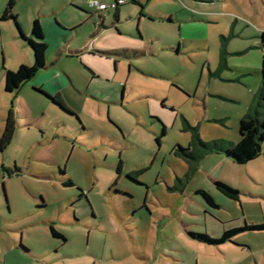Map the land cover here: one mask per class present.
I'll return each instance as SVG.
<instances>
[{
  "label": "rangeland",
  "instance_id": "374dc122",
  "mask_svg": "<svg viewBox=\"0 0 264 264\" xmlns=\"http://www.w3.org/2000/svg\"><path fill=\"white\" fill-rule=\"evenodd\" d=\"M50 1L13 0L19 28ZM71 1L80 5L69 2L53 15L80 19L71 44L133 46L136 53H84L46 68L66 85L61 96L75 116L25 83L15 96L3 89L4 68H15L23 54L12 40L25 41L12 19L0 20V128L7 107L14 121L0 150V263L264 264V229H241L217 244L187 233L216 238L264 220L263 152L244 163L208 153L188 173L193 161L173 151L187 145L191 127L203 140L233 142L238 119L252 113L260 92L264 115V0H139L141 17L124 1L116 29L92 36L94 0ZM95 1L107 5L104 23H113L111 0ZM68 74L93 95L77 93ZM131 170H138L133 178ZM213 176L236 198L217 190ZM198 187L216 206L194 193ZM50 224L64 239L51 235Z\"/></svg>",
  "mask_w": 264,
  "mask_h": 264
},
{
  "label": "trees",
  "instance_id": "16d2710c",
  "mask_svg": "<svg viewBox=\"0 0 264 264\" xmlns=\"http://www.w3.org/2000/svg\"><path fill=\"white\" fill-rule=\"evenodd\" d=\"M130 1L133 4L138 6V16H142L143 13V4L139 3L136 0H126ZM113 3V7H109L112 12V22L118 21L117 19V8L120 4L116 3V0H111ZM13 0H7L6 5L0 15L1 19H12L15 28L17 30L18 35L25 41L31 51L32 55V63L24 64L20 63L14 69H4L3 73V89L6 91H10L13 93V96L16 95L17 90L20 85L29 80L35 72L42 67L44 59L43 52L45 48V43L42 40V33L40 29L39 22L36 18H33L30 23V35L25 36L17 22L16 15L12 13L11 9L13 6ZM92 7V6H91ZM107 9H95L97 10L98 20L100 26H103L101 23V16L99 15L103 10ZM96 12V11H95ZM261 50L264 54V32L261 33ZM101 54L113 53L110 51H101L96 50ZM115 54H121L127 56L124 51H115ZM74 55V54H71ZM264 77V72H262L261 78ZM260 96L256 99L255 103L251 106L252 113H246L244 116L240 117L237 121V140L234 142L222 139V138H212L209 140H203L198 136V133L195 130V127H191L193 129L190 140L187 142L186 146H181L180 144H176L173 151L178 155L186 158L187 160L193 161V166H191L189 171H193L195 169L197 160L200 159L204 154L208 152H220L225 158L232 160L235 163H244L248 160H251L259 155L260 152L264 154V148H262V144L264 141V115L262 114V93L260 92ZM54 104L59 106L65 112L70 114H75L71 111L62 101L61 97L54 93L47 95ZM163 102V99H161ZM76 116V114H75ZM14 130V121L12 115V109L9 107L6 111V114L3 117V126L0 132V150L4 149L5 146L10 141ZM164 132V126L161 125L160 133ZM118 168V167H117ZM10 169L7 170V174L11 173ZM138 173V170H131L127 172V176L133 178ZM187 173V174H188ZM64 181V183H70L69 180ZM213 186L222 192L224 195L230 198H236V194L238 191L233 187L229 186L224 181L220 179H213ZM194 193L200 194L204 200L210 204L211 206H216L215 202L212 199V196L204 190L203 188H195ZM81 194V192H80ZM241 229H264V220H261L258 223H245L240 227H231L228 229H224L221 231L220 235L216 238H210L206 233H199L195 231H187L188 235L191 238L196 240L203 241L208 244H217L224 240H228L231 235ZM49 231L51 235L58 236L64 239V236L57 231L51 224L49 225Z\"/></svg>",
  "mask_w": 264,
  "mask_h": 264
},
{
  "label": "crops",
  "instance_id": "0c3cea01",
  "mask_svg": "<svg viewBox=\"0 0 264 264\" xmlns=\"http://www.w3.org/2000/svg\"><path fill=\"white\" fill-rule=\"evenodd\" d=\"M136 1L139 2V0H136ZM6 2H7V0H6ZM6 2H5V5H6ZM69 2H75L74 4H77V6L80 5L77 1H71V0L64 1V2L59 3V4H55V1L53 0V2H51V1L49 2L47 9L45 11H43L42 13H40L39 8H37L35 10V15H33V17L30 19V20H32L33 18L37 19V16L40 18L38 22H39L41 33H42V40L45 43L44 51H45L47 59H46V62L45 61L43 62L42 67H40L35 72V74L29 80H27L25 82V84L30 85L31 89L37 93L41 92V93L45 94L44 92H46L48 94H54V93L58 94L61 97L63 102H64V100L61 96V89L63 87L66 88V85H64L63 81H61L59 79V77H57V72H50V70H48V71L46 70V68L48 69V66L50 64H52L56 58L57 59L58 58H81V56L84 53L89 54V55H93V54L100 55L101 53L96 51V50L110 51V52L114 51L113 53L103 54L105 57H107L108 55H111V56L121 55V54H115V51H118V53L120 51H124V53H126V55H134V53H136V48H132L133 46H131V47L123 46V47L99 49V48H94L93 46L89 47L84 40L82 41L83 44L81 46H75V45L71 44L69 39L79 32L80 28L77 27V25H75V24H77V22H79L80 19H74L73 17H71L69 15L64 17L63 19H58V20L53 17V15L55 13H57L60 10V8L68 5ZM92 2H94V3L96 2V4L102 3V2H97L95 0ZM102 4H104V3H102ZM122 4H120V5H122ZM5 5H3V4L0 5V15H1ZM119 6L117 8V11H118L117 12V19H118V15L120 12ZM11 11H12V9H11ZM95 11H93V12L97 16V18H96L97 20H94V16L92 17L93 20L90 18L91 15H90V17H88V19H90L92 21V24H93V26H92L93 28L91 29L90 33H88L90 36L94 35L95 33H98L100 30H102L104 28H108V27L113 26V28L116 29L115 24L118 21L105 24L104 20H103L102 13H100L99 15L101 16V23L103 24V26H100L99 20H98V14H97L98 12H97V10H95ZM51 16H52L54 22H53ZM138 17H141V16H138ZM0 20H5V19L0 18ZM29 21L22 23L21 27H20L21 32L25 36L30 35V23L31 22L29 23ZM132 35L135 37L137 36L135 34H132ZM16 38L12 40V43L15 46H17V48L19 47L20 49H17V51L20 50L23 54H20V56L15 60V63H17L15 68L20 63H24V64L32 63V55H31V57H28L27 54L25 53L26 52L25 46H28V45L26 43H19V41H17L18 39H16ZM93 43H95V40L93 41ZM71 54H74V55H71ZM84 60H85L84 66H86L88 68V70H90L92 75L93 76L98 75L97 71L93 69L94 66H92L87 59H84ZM4 69H6V67ZM8 69H14V68L8 67ZM44 70L47 71V75H46V72ZM42 71H44V72H42ZM67 77H68L69 86L72 87L77 93H85L88 95H93V92H90L87 89V87L86 88L80 87L81 84L79 83L80 82L79 80L75 81L69 74L67 75ZM161 99H163V102L161 101ZM165 100H166V98L163 95L160 96L161 103H164ZM64 104L69 108V106L65 102H64ZM167 105L172 107L173 103H167ZM7 109H8V107H7ZM7 109H6V111H7ZM74 113L76 114V112H74ZM2 120H3V118H2ZM2 126H3V123H2ZM2 126L0 128V132L2 130ZM237 137H238V134H237L236 138L233 140V142L237 140ZM208 153H213V152H208ZM208 153H206V154H208ZM215 154L221 155L220 152H215ZM223 158H225V157H223ZM215 178L216 177H214V176L211 177V181H213V179H215ZM19 248H23V247L19 246ZM21 250H23V249H21ZM0 264H2V263H0Z\"/></svg>",
  "mask_w": 264,
  "mask_h": 264
},
{
  "label": "built area",
  "instance_id": "2783aa9c",
  "mask_svg": "<svg viewBox=\"0 0 264 264\" xmlns=\"http://www.w3.org/2000/svg\"><path fill=\"white\" fill-rule=\"evenodd\" d=\"M124 1H126V0H116V3H117V4H122ZM90 6H94L95 9H98V10H100V9H104V8L107 7L106 4H102V3H100V4H95L94 2L90 3ZM108 7H113V3H111Z\"/></svg>",
  "mask_w": 264,
  "mask_h": 264
},
{
  "label": "water",
  "instance_id": "95a60500",
  "mask_svg": "<svg viewBox=\"0 0 264 264\" xmlns=\"http://www.w3.org/2000/svg\"><path fill=\"white\" fill-rule=\"evenodd\" d=\"M44 92V91H43ZM45 94L49 95L48 93L44 92Z\"/></svg>",
  "mask_w": 264,
  "mask_h": 264
}]
</instances>
